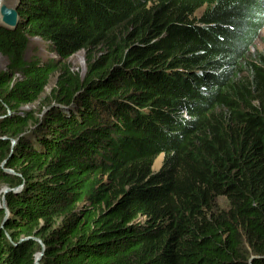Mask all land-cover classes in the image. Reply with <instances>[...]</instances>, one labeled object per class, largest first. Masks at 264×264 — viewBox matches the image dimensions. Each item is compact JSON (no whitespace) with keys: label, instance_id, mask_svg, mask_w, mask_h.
Here are the masks:
<instances>
[{"label":"trees","instance_id":"16d2710c","mask_svg":"<svg viewBox=\"0 0 264 264\" xmlns=\"http://www.w3.org/2000/svg\"><path fill=\"white\" fill-rule=\"evenodd\" d=\"M18 11L0 23V264H264V4ZM33 37L55 58L26 60Z\"/></svg>","mask_w":264,"mask_h":264},{"label":"rangeland","instance_id":"374dc122","mask_svg":"<svg viewBox=\"0 0 264 264\" xmlns=\"http://www.w3.org/2000/svg\"><path fill=\"white\" fill-rule=\"evenodd\" d=\"M7 1H9L12 4V3H15L17 0H7ZM260 2L264 4V1L260 0ZM255 48L257 50L264 49V28L261 31L260 37H259V39H258V41H257V43L255 45ZM55 56H56L55 52H50L49 51L48 43H46L45 41H43L42 39H40L38 37H33L32 41H31V44H30V47H29V49L27 51V54H26V60L30 61L34 57H40L43 60H49V59H54ZM68 64L71 66V69L73 71L79 72L81 75H84L85 72H86V69H87L86 52L79 51L76 54L72 55L69 58V60H68ZM6 65H7L6 59L2 55H0V71L5 70ZM56 79H57V75L53 76V78L51 79L49 85L46 87L45 91H46L47 94L53 88V86H54V84L56 82ZM33 107H37V104L25 106V108H33ZM45 110H47V109H45ZM13 143H16V140H14ZM163 157H164L163 154H161L155 160L154 165H153V170L154 171H157L161 167L162 161H163ZM4 188H6V187L3 186L0 189V206H4L5 207V201H4L5 198H6L5 195L9 191L5 192ZM219 201L222 204L224 203V199L223 198H221ZM37 241H39V243L41 244V247H42V241L39 238H37ZM39 253L40 252L38 251L35 254V258H36V256Z\"/></svg>","mask_w":264,"mask_h":264},{"label":"water","instance_id":"95a60500","mask_svg":"<svg viewBox=\"0 0 264 264\" xmlns=\"http://www.w3.org/2000/svg\"><path fill=\"white\" fill-rule=\"evenodd\" d=\"M20 16L18 11V3L11 5L7 0H0V23L8 28H16L19 24ZM7 172H13L10 169H6ZM4 188L5 192L11 190L7 186ZM5 201V200H4ZM43 251L36 256V262H39L42 258Z\"/></svg>","mask_w":264,"mask_h":264},{"label":"bare ground","instance_id":"6f19581e","mask_svg":"<svg viewBox=\"0 0 264 264\" xmlns=\"http://www.w3.org/2000/svg\"><path fill=\"white\" fill-rule=\"evenodd\" d=\"M19 2V0H17L15 3H10L9 1H8V3H10L11 5H14V4H17Z\"/></svg>","mask_w":264,"mask_h":264}]
</instances>
